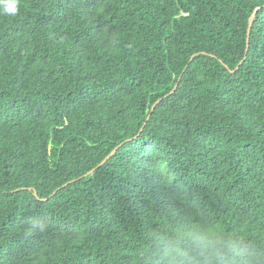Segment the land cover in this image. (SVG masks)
Returning <instances> with one entry per match:
<instances>
[{"label": "trees", "instance_id": "trees-1", "mask_svg": "<svg viewBox=\"0 0 264 264\" xmlns=\"http://www.w3.org/2000/svg\"><path fill=\"white\" fill-rule=\"evenodd\" d=\"M189 222L264 250V0L0 14V264H155Z\"/></svg>", "mask_w": 264, "mask_h": 264}, {"label": "clouds", "instance_id": "clouds-1", "mask_svg": "<svg viewBox=\"0 0 264 264\" xmlns=\"http://www.w3.org/2000/svg\"><path fill=\"white\" fill-rule=\"evenodd\" d=\"M18 11L19 0H0V14L14 16ZM45 227L36 222L27 234L42 232ZM154 239L155 264H264V250L240 236L202 223H183Z\"/></svg>", "mask_w": 264, "mask_h": 264}, {"label": "water", "instance_id": "water-1", "mask_svg": "<svg viewBox=\"0 0 264 264\" xmlns=\"http://www.w3.org/2000/svg\"><path fill=\"white\" fill-rule=\"evenodd\" d=\"M257 10H258V7L254 10V12L252 13V15L250 16V18H249V25H248V30H247V47H249V43H250V36H251V31H252V27H253V23H254V19H255V16H256V13H257ZM194 56L195 55H193L192 57H191V60L194 58ZM177 87H178V84H176L175 86H174V88L172 89V91H170V93H169V95L170 94H172L176 89H177ZM162 101V98H160V99H158L157 101H156V103H154L153 105H152V111L155 109V107H156V105L158 104V103H160ZM150 118V115L148 116V118L147 119H149ZM146 124V123H145ZM144 124V125H145ZM144 125H143V127H144ZM143 127H142V129H143ZM141 129V130H142ZM121 145H119V146H117V147H115L112 151H111V153L109 154V155H107L106 156V158L100 163V164H98L97 165V167H95V168H93L92 170H90L89 172H88V174H91L96 168H98V167H100L104 162H106L116 151H117V149L120 147Z\"/></svg>", "mask_w": 264, "mask_h": 264}]
</instances>
